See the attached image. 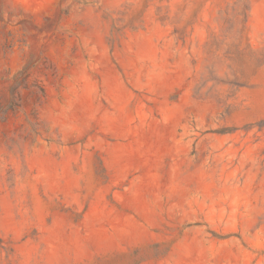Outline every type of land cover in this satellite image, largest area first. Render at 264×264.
Listing matches in <instances>:
<instances>
[{
  "label": "rangeland",
  "instance_id": "374dc122",
  "mask_svg": "<svg viewBox=\"0 0 264 264\" xmlns=\"http://www.w3.org/2000/svg\"><path fill=\"white\" fill-rule=\"evenodd\" d=\"M0 264H264V0H0Z\"/></svg>",
  "mask_w": 264,
  "mask_h": 264
}]
</instances>
